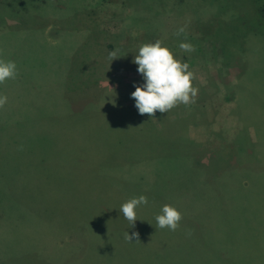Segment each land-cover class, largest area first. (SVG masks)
<instances>
[{"label": "rangeland", "instance_id": "374dc122", "mask_svg": "<svg viewBox=\"0 0 264 264\" xmlns=\"http://www.w3.org/2000/svg\"><path fill=\"white\" fill-rule=\"evenodd\" d=\"M199 26L207 36L216 30L213 36L224 47L235 40L240 44L243 34L245 56L240 58L239 51L225 64L208 46L185 52L179 47L183 41H168L181 27L197 37ZM157 39L189 64L198 88L195 103L180 104L169 113H187L205 97L202 121L175 125L173 136L185 137L190 148L181 154L189 156L215 190L226 176H264V156L248 153L255 126L264 123V0H0V58L17 65L16 77L0 84V95L7 96L0 108V264H234V250L209 244L196 225L187 238L189 227H184L193 224V219L186 221L188 207L168 199L157 206L158 189L152 193L153 212L157 216L165 204L177 207L182 219L175 231L157 227L154 219L147 239L133 247L125 250L128 241L121 234L104 242L107 234L100 226L123 229L127 224L118 210L117 181L110 179L115 173L109 172L121 168L122 186L136 190L142 157L128 156L127 149L125 159L92 150L79 149L74 156L48 152L77 144V136L63 133L62 123L71 121L65 119L77 117L80 123L87 115L91 124H100L117 103L116 115L129 111L122 115L127 128L137 130L138 117L154 123V117L138 115L131 96L144 80L133 63L135 55L129 54ZM113 51L120 57L111 61ZM73 108L77 113L69 114ZM56 131L61 133L57 137L45 134ZM123 144L126 148L127 142ZM46 171L58 183L45 181ZM69 189L79 190L75 207L68 200ZM28 191L31 196L24 197ZM230 199L236 200L234 195Z\"/></svg>", "mask_w": 264, "mask_h": 264}, {"label": "trees", "instance_id": "16d2710c", "mask_svg": "<svg viewBox=\"0 0 264 264\" xmlns=\"http://www.w3.org/2000/svg\"><path fill=\"white\" fill-rule=\"evenodd\" d=\"M210 5L212 4L208 2V6ZM220 19L225 21V18L222 16H220ZM234 28L235 26H232V29ZM199 29L200 31L197 37L190 35V33H184L179 36H171V38H168V41L173 43L172 38H174V42H188L191 43L196 50L208 49L206 47L208 46L210 50L220 57V59L225 61V64L230 63L228 58L230 56H237L239 51L241 52L240 58L245 56L248 47L243 45L245 37L243 34H241L240 44L235 40V42H227L224 47L223 42L213 36L216 30L212 31L207 36L205 33H201V26H199ZM197 45L203 46L197 47ZM136 54L137 53L129 54V56L133 57ZM203 102H205V97L201 100L200 107L197 105L195 109L184 114L178 111H173L171 113H160L158 111L154 117L153 124L150 123L149 117L144 120L138 117L141 125L137 130L127 128L129 122L125 121V118L122 120V115L129 112L125 108L116 115V112L118 113L119 111L118 103L108 109L106 116L101 117L104 118V121L99 122L100 124H91V118L87 115V117L81 116V119H78L81 120L79 121L80 123H77V117L67 118L65 120L71 121H68V125L62 123V127H65L63 133L66 135L65 137L77 136V144L72 146L69 142V145L65 146V150L63 151L49 150L48 152L51 156H62V153L64 154L63 156H74V154L80 153L79 149H81L96 151L100 156H116L117 158H122L124 151L127 149L126 151H129L128 156L142 157L140 158L142 160L138 162L140 171L134 178V182H136L138 186L141 185V187L136 190L129 191V189L126 190L125 187L122 186L124 184L123 177L118 175L121 168L116 171H110L109 173H115V176H111L110 179L117 181V184L115 183L114 185L118 190L117 202L120 206L127 200L141 195L147 197L148 203L146 205L142 204L136 209L137 220L135 221L134 227L130 225V222L125 219L123 214H121L124 219L123 222H127L123 229L114 226H100V232H105L107 234V236L103 237L104 242L108 243L109 237L120 234L125 240L126 232H128L130 236L133 232H138L139 240H146L149 234V228H152L151 226L156 216V210L153 212L154 208L151 206L153 203L152 193L155 189H158V196H154L157 206L162 205L164 200L168 199L176 206L184 205L188 207L190 215H187L186 221L188 222L190 219H193V224L184 227H189L187 233L184 231L187 238L194 234L193 225H196V227L200 228V232L196 230L198 234H201L204 240L209 244L218 242L220 246L224 247L227 251L230 252L228 246L234 250L231 254L234 257V264H264L263 174L256 175L253 173H246L244 176L233 174L230 178L226 176L225 184L223 183L220 189L215 190L212 183L204 181L205 179L202 178L204 174H201L197 170L198 166H194L189 156L181 154L182 151L190 150L189 146L186 144V138L180 135H177V137L173 136L175 125L178 122L187 124L199 123L206 117L207 109ZM72 110L73 111H70L69 114H76L78 111L76 108ZM138 115H140L139 112ZM63 121L64 119L62 122ZM133 121L135 123L136 119ZM263 124L264 123L261 122L259 125L255 126V140L251 143L252 151L248 152L251 156H264ZM36 128L37 127H32L33 134H37L38 130ZM92 130H94L95 133H93ZM68 132H70L69 135ZM101 132L105 135H102L100 139L98 136ZM45 134L57 137L61 133L56 131L53 135L50 132H45ZM123 142H127L126 148ZM99 145L101 148L98 147ZM241 151L242 149L240 152ZM166 156L168 157L165 158ZM123 159L125 158L123 157ZM183 162L187 163L186 171H183ZM191 163L195 168H192ZM125 167L128 170L132 168H129V165H124L122 168ZM143 167L146 168V170L143 171ZM168 171L170 172L169 175L167 174ZM45 176L47 177L45 178ZM42 178L47 182L58 183L47 171L43 173ZM215 183H217L216 179ZM165 189L170 190V196L169 194L168 196L166 195ZM78 192L79 190L72 191L69 189L67 195L68 200L74 207L75 202L79 203L80 201ZM159 192L163 195L162 199ZM31 193L32 191H28L27 194H24V197L31 196ZM232 195H234L236 200L230 199ZM171 199L174 201H171ZM194 203H197V207L190 208ZM192 209H196V211ZM227 215H229V217H227ZM165 239L170 241L169 238ZM132 241L127 242L125 240V242H127L124 245L125 250L127 247H133L136 239L133 238ZM166 247L167 251L169 249L172 250V246L169 244H167ZM161 249L164 250L163 247ZM240 250L242 251L241 253H239ZM176 251L178 252L177 247Z\"/></svg>", "mask_w": 264, "mask_h": 264}, {"label": "clouds", "instance_id": "9594fccd", "mask_svg": "<svg viewBox=\"0 0 264 264\" xmlns=\"http://www.w3.org/2000/svg\"><path fill=\"white\" fill-rule=\"evenodd\" d=\"M184 33L185 28L181 27L177 30L176 35ZM179 47L185 52L195 50L194 46L188 42H181ZM118 57L120 56L115 51L109 53L111 61ZM133 63L138 65L137 71L144 80V83L136 84L135 91L131 93L140 115L155 117L157 111L168 113L180 104L195 103V98L198 95V88L193 86L195 74L190 70L189 64L178 59L163 40L157 39L155 42L141 44L134 56ZM16 75V63L0 58V84L8 79H14ZM6 102L7 96L0 95V108ZM147 203V197L144 195L133 197L124 202L119 211L134 227L137 220L136 209ZM155 219L157 227L175 231L180 225L182 214L174 205L165 204ZM133 238L140 241L139 233L133 232L131 236L128 232L125 233L126 241L131 242Z\"/></svg>", "mask_w": 264, "mask_h": 264}]
</instances>
